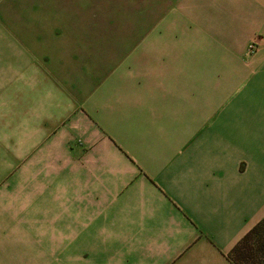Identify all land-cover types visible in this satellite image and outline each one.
Instances as JSON below:
<instances>
[{"label":"crops","instance_id":"obj_1","mask_svg":"<svg viewBox=\"0 0 264 264\" xmlns=\"http://www.w3.org/2000/svg\"><path fill=\"white\" fill-rule=\"evenodd\" d=\"M192 70L127 98L41 68L0 97V202L18 193L36 234L4 243L0 264H235L264 217V100L234 97L264 70Z\"/></svg>","mask_w":264,"mask_h":264},{"label":"rangeland","instance_id":"obj_2","mask_svg":"<svg viewBox=\"0 0 264 264\" xmlns=\"http://www.w3.org/2000/svg\"><path fill=\"white\" fill-rule=\"evenodd\" d=\"M254 1L0 0V97L14 99L41 68L76 84L86 75L127 98L136 84L195 81L192 68L203 77L247 67L253 75L264 70V34L249 27L263 22ZM256 34L260 44L249 52ZM251 82L257 89L236 100H264V81ZM11 198L0 202V248L36 239L19 218V194Z\"/></svg>","mask_w":264,"mask_h":264},{"label":"trees","instance_id":"obj_3","mask_svg":"<svg viewBox=\"0 0 264 264\" xmlns=\"http://www.w3.org/2000/svg\"><path fill=\"white\" fill-rule=\"evenodd\" d=\"M235 264H264V217L231 249Z\"/></svg>","mask_w":264,"mask_h":264},{"label":"built area","instance_id":"obj_4","mask_svg":"<svg viewBox=\"0 0 264 264\" xmlns=\"http://www.w3.org/2000/svg\"><path fill=\"white\" fill-rule=\"evenodd\" d=\"M258 38H253L247 45V51L252 52L254 49H256L259 45Z\"/></svg>","mask_w":264,"mask_h":264}]
</instances>
